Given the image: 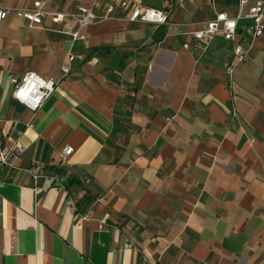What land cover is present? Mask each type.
Segmentation results:
<instances>
[{
	"label": "crops",
	"instance_id": "obj_1",
	"mask_svg": "<svg viewBox=\"0 0 264 264\" xmlns=\"http://www.w3.org/2000/svg\"><path fill=\"white\" fill-rule=\"evenodd\" d=\"M181 4L166 25L117 17L74 42L71 20H0V143L23 149L0 164V264H264V32L234 66L232 100L223 65L248 48L247 21L190 52L214 12L192 22ZM70 50L83 58L62 77ZM27 71L58 80L34 112L10 97L8 76Z\"/></svg>",
	"mask_w": 264,
	"mask_h": 264
},
{
	"label": "built area",
	"instance_id": "obj_2",
	"mask_svg": "<svg viewBox=\"0 0 264 264\" xmlns=\"http://www.w3.org/2000/svg\"><path fill=\"white\" fill-rule=\"evenodd\" d=\"M185 1L159 0L160 5L154 6L147 3L148 0H90L88 3L76 2L67 10H53L46 6L44 0H32L26 6L0 5V20L13 16L23 20L27 28L39 29H45L43 27L45 18L57 24H61L65 20H71L74 22L75 29L64 32L74 42L83 41L86 38L84 30L87 27L117 17H124L129 22H144L155 26L166 25L169 23L173 11L172 3L180 4ZM207 1L214 9L213 17L195 23V27L189 32L194 43L185 42L183 46L190 52L201 54L206 51L209 43L216 36L235 41L239 21H247V29L251 38L248 48L243 51L238 43L234 49L235 61L225 62L223 65L230 98L234 100L236 97L234 66L244 60L254 40L264 32V0H236V3L231 1L227 3L228 6L232 7L231 11L228 9L217 11L214 5L215 0ZM76 58L82 59L83 57L75 55L72 50L67 53L68 64L61 66L62 77L69 73L70 64ZM8 82L11 85V99L32 112L42 106L58 85V80L51 77H42L33 71H27L20 76L10 75L8 76ZM231 113L233 116L237 115L235 104L232 106ZM22 150V146L17 141L10 146L0 143V164L12 165L9 160L13 153L19 154ZM71 151V147L63 148L60 154L61 162L65 160V157ZM26 171L34 183L46 174L45 166L41 162L31 164L26 168ZM35 190L39 191V188L35 187Z\"/></svg>",
	"mask_w": 264,
	"mask_h": 264
},
{
	"label": "rangeland",
	"instance_id": "obj_3",
	"mask_svg": "<svg viewBox=\"0 0 264 264\" xmlns=\"http://www.w3.org/2000/svg\"><path fill=\"white\" fill-rule=\"evenodd\" d=\"M214 5H215V10L217 11L230 9V8L232 10V7L227 5L226 0H215ZM175 6L176 5L172 4L173 8ZM179 11L184 12V18L191 20V19H195V17L198 16H202L204 18L208 15H212L214 9L212 8V5L205 0H187L184 3H182L179 7H177L174 12L176 13ZM192 22H196V20ZM195 25L196 24H194V26Z\"/></svg>",
	"mask_w": 264,
	"mask_h": 264
},
{
	"label": "trees",
	"instance_id": "obj_4",
	"mask_svg": "<svg viewBox=\"0 0 264 264\" xmlns=\"http://www.w3.org/2000/svg\"><path fill=\"white\" fill-rule=\"evenodd\" d=\"M234 2V3H236L237 1L236 0H228V2ZM164 27L165 26H161V27H158L156 30H155V32H161V33H164ZM159 39L158 38H156V41H158ZM97 49V48H96ZM61 170L59 169V168H54L53 169V172H60ZM68 179H73V178H68Z\"/></svg>",
	"mask_w": 264,
	"mask_h": 264
}]
</instances>
